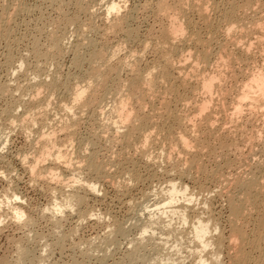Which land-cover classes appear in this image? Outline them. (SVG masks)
<instances>
[{
	"label": "bare ground",
	"instance_id": "6f19581e",
	"mask_svg": "<svg viewBox=\"0 0 264 264\" xmlns=\"http://www.w3.org/2000/svg\"><path fill=\"white\" fill-rule=\"evenodd\" d=\"M68 2L70 1L0 0V48L4 45L1 53L2 68L9 74L13 73L10 74L11 77L17 74L18 78L23 80H16L15 85L0 82V98H8L9 104L11 102L7 110L2 112L4 115L1 114L10 119V129L18 123L28 129L34 128V125L40 122L45 125L44 118L36 116L37 108L42 104H49V98L55 94L61 93V97L72 92L68 97L72 104L65 103L63 106V110L68 112L67 116L70 114L69 117H73L62 126L66 132V140L59 146L56 139L43 137L40 156L32 157L31 160L27 157L19 159L34 181L41 179L52 186L48 189L51 188L53 202L51 201L45 215L56 232L53 233L54 242L51 240L53 244L49 245L52 244L51 247L64 252L67 242L69 244V241L74 239L84 221L94 218L96 223L99 222L102 227L106 226L109 231L106 230V235L102 237L104 240L102 239L101 244L98 243L100 245L93 242L94 239L84 245L82 243L83 248L78 251L81 252L82 257H78L81 260H74L72 257L71 264H140L145 262L148 250L152 258H158H151L150 264H160L164 261V251L168 249L178 256V259H167L173 264H185L181 257L185 251L195 254L196 262L193 264H225L222 260V246L225 242L228 243L227 249L231 254L230 259L228 258L229 264H264V216L252 213L256 206L259 208L260 202L256 201L255 196L260 192L255 191V188L264 187V177L259 182L252 178L246 184L248 180L244 181L239 176L232 181L235 187L232 188L239 189V192L235 194L230 191L231 187L225 191L224 187L228 186V183L232 186L231 180L224 179L220 166L209 169L204 161V157L208 156L206 152L217 156L219 151L215 143L210 144V138L204 133L207 129L202 124L213 103L214 95L224 91V73L228 74L229 69L221 67L224 66L223 53H226L229 46L245 51L248 45H251L241 41L250 40L251 34L246 31L252 26H259L256 15L258 10L264 12V0H173L172 3L169 0H161L157 9L160 10L161 17L168 20V24L166 23L163 35L158 39L159 43L157 42L160 47V60L158 63L154 61L155 64H150L148 69H142L138 60L132 62L128 66L131 78L123 86L125 90H121L122 87L119 86L120 72L126 68L125 64L121 62L118 66L111 67L113 69L110 68V72L113 73L103 77L99 68L104 64L108 66L111 52H108V48H101V43L90 36L94 30L88 25H91L96 15L92 5L95 2L105 3L108 19L114 17L113 23H110L113 31L118 30L117 32L120 31L129 40H133L137 38V34L132 28L130 17L121 19L119 15L122 7L119 3L109 0H76L73 5L76 12L69 16L65 12ZM44 6L56 10L58 17L53 20L46 18ZM258 6L260 8L257 10ZM82 17L90 22L87 25L88 30L82 25ZM69 26L77 28L73 32L75 36L68 37L66 29ZM22 27L28 30L24 35L18 34ZM43 39L46 41L43 42ZM263 41L264 36L259 39L260 44L264 46ZM68 42L72 43L66 44ZM67 55L71 56L70 67L75 69L74 74L77 72L79 77L68 75L60 78L51 70L50 66L61 65L60 61ZM226 55L229 57L228 53ZM214 62L218 73L211 76L209 70ZM48 68L53 75L48 76L49 80L43 79L44 73L49 72ZM58 68H55V71ZM74 80H86L87 84L73 88ZM92 80L96 82L91 83ZM243 86L241 95L237 97L239 99H236L233 107L234 117L243 114V108H250L254 112L262 107L264 71H257L252 76L251 84ZM17 92L20 93L18 97ZM26 94L28 100L24 98ZM119 95L120 99L117 97ZM192 104L191 111L189 108ZM16 107L24 108V112L17 114ZM76 110L88 112L85 134L78 130L82 123ZM188 110L191 111L190 114ZM5 131L0 129V138L5 135ZM102 139H105L103 141L106 144L109 142V145L104 147L108 148L110 155L102 154ZM258 139H263L260 134ZM64 143L70 147L62 148L65 147ZM117 146L119 150L116 151ZM71 147H75L73 154L69 152ZM222 147L220 146L221 149ZM181 155H184V158H179ZM175 158H179V161L174 164L172 161ZM48 162L54 168L43 166ZM166 163L175 165L172 167L178 169V179L174 176L175 178L167 182L168 186L161 190L153 188L159 175L166 172ZM257 167L264 171V164L260 163ZM171 173L166 178L173 177ZM186 180L193 183V190L188 186L189 182L186 184ZM223 184L226 185L222 189ZM210 185L215 186L214 190H210ZM250 185L253 187L250 188ZM104 190L114 191L125 201L124 204L129 200L131 213L143 205V211H147L145 219L140 218L143 220L142 224H139V218H136L134 225L130 224L132 228L140 231V238L132 239L129 242L130 248L125 249L122 258L114 259L112 263L109 261L110 247L120 246V240L128 238L131 231L126 226L128 223H124L120 218L96 214L92 205L90 206V198L94 201ZM135 192L139 195L136 200L133 197ZM210 194H215L214 198L222 197L226 200L230 225L232 224L229 237H225L221 220L214 214V199ZM21 200L22 197L16 192L12 193L6 202L7 209L15 223L32 228L30 226L36 224L35 220L27 216L20 207ZM140 210L138 212L142 214ZM73 214L78 216L79 221L75 228L64 232L63 222ZM247 214L251 218L255 216L252 218L255 230L250 235L244 230L249 228L251 222H246V225L249 223L248 226L240 223H245L242 219H245ZM175 219L177 222H174ZM239 223L243 227L246 226L245 229L240 227ZM157 232L162 233V237H157ZM36 235L41 241L46 239L44 235ZM172 237L174 240L171 241ZM30 241L25 242L29 244ZM171 242L173 243L169 247ZM20 244L18 243V246ZM28 244L27 247L22 244L20 247L16 246L19 252L15 261L9 262L0 258V264H48L51 261L49 258L53 256V250L49 249V245H42L43 251L46 252L44 255L41 253L38 259V256L34 255L36 250L33 253ZM74 249L71 248L72 251ZM117 251L120 252L118 249ZM74 252L76 251L72 254ZM157 260L161 262L158 263Z\"/></svg>",
	"mask_w": 264,
	"mask_h": 264
},
{
	"label": "rangeland",
	"instance_id": "374dc122",
	"mask_svg": "<svg viewBox=\"0 0 264 264\" xmlns=\"http://www.w3.org/2000/svg\"><path fill=\"white\" fill-rule=\"evenodd\" d=\"M68 1H70L71 3L68 2V6H66L65 12L70 16V15L75 14L74 12H76L75 6H73L75 3L74 1L76 0H68ZM109 1L120 4V6L122 7L121 13L119 15L121 19L126 16L130 17L132 21L131 23L132 28L136 31V34H137L136 39L129 40L127 37H125L124 33L122 34V32L120 31L117 32L118 30L117 31L115 30L116 32L113 31L111 24L113 23L112 19L114 17H110V19H108L106 7L104 6L105 3L95 2L92 5L93 11H95L96 15L92 19L93 22H91L90 26L88 25L90 22L88 21V19L86 20L85 17H82L81 22H82V25H85V27H87L88 25V27L94 30L90 34V36L91 37L93 36L94 39H96L98 42L101 43L99 44V46L101 48L103 47H105L106 49L108 48L109 50L108 52L109 53L111 52L109 56L108 66L104 64V66L102 65L101 68H99L104 78L113 73V72H110L111 69H113L111 67H114V66L116 67L121 62L125 64L126 68H123L120 72V76H121L120 83L121 84L119 85L120 87H122L120 88L121 90H125L123 86L124 84H127V81L130 80L131 78V72L128 66L131 65L132 62L138 60L140 62L142 69H148L150 64L151 66L155 64L153 63L154 61L156 63L159 62L160 58L158 57L160 56L159 55L160 53L158 51L160 47L158 46L159 45L158 39L161 38V36L163 35L162 31H164L163 29H165L166 25L168 24L167 22L168 20L162 18L161 17L162 15L159 13L160 10L157 9L158 8L157 4H159L161 0H109ZM172 1L173 0H169L170 3H172ZM181 1L184 2L185 0H181ZM260 6L256 7L257 10L260 8ZM43 11L44 13L46 12L47 15L45 14L46 15L45 17L48 19L51 18L53 20L58 17L56 10L52 9L51 7L44 6ZM256 22H258L259 26H252L250 27L249 30L246 31L247 33L251 34L250 40L245 39L241 41L243 43L248 42L249 44H251V45H248V47L246 46L247 48L245 49V51H242L241 49L236 50L233 46H229L227 51H225L226 53L229 54V57H227L226 53H223L222 57L224 61V66H221V67L224 69H229L228 74L224 73L225 79L223 78L224 80L222 83V87L224 91L221 93H216L214 95L213 103L211 104L210 109L206 113V116H205L206 118L202 121L203 127L207 129L204 131V133L210 138V144L215 143V145L218 148L217 151H219V155L217 153V156L215 154L209 155L207 154L208 152H206L205 154L208 155L209 158L208 156L204 157L205 159L204 161L206 162V165L209 169H216L217 167L219 168L220 166V168L222 169V174L225 177L224 179L226 178L228 180L230 179L231 181L230 180L229 181L232 184V186H229L230 183H228L229 184L228 186L226 184H223L222 189L224 185H226L224 187V190L226 191V188L228 190V188L231 187L230 191L235 192V194L236 192H239L238 191L239 189L238 190L233 189L235 187L233 185L234 182L232 181H234L237 177L240 176L244 181L248 180L246 184H248L252 178H254L255 181L257 180V182H259L261 181V178L264 177V171L259 170L257 167L260 163L264 164V98L261 101L262 107L260 109L255 110L256 112L255 111L253 112L252 110H250V108L246 107V108H243L242 110L243 114H241L239 117L233 116V107L235 106L234 104L236 102V99H239L237 97L241 95L242 87H244L243 85L251 84L252 76L257 71H261V70L264 71V46L260 44L259 42V39L261 40V37L264 36V12L263 11L258 10V14L256 15ZM88 27L85 29L88 30L89 29ZM75 29H77L75 26L74 27L69 26V28L66 29L67 35H69L68 37H71V35L74 34L73 32ZM27 32L28 30L25 27H22L20 28V30H18V34L20 35H24ZM44 41H46V39H43V42ZM70 43L72 42H68L66 44H70ZM67 47L68 45H66V48ZM1 48H0L1 49L0 50V58H1L0 59V64H1L0 65V68H1L0 69V82L2 81L3 83H11L15 85L16 80L17 82L23 81L22 79H20V77L18 78L17 74L16 75L14 74V76L11 77L10 74L13 75V73L9 74L7 71L4 70V68H2L3 58L1 56V53L4 50V45H2ZM22 48L24 49V47ZM70 58L71 56L67 55L66 58L62 59L63 60L62 62L60 61L61 65H58L56 67L50 66L53 73L54 72H55L54 74L57 73V75L60 76V78H64L68 75L77 76L78 75L77 72H75L74 74L75 69L73 70V68L70 67L71 66ZM30 61L31 63H33V59H31ZM215 66H216V62H214V64L210 67L209 73H211V76L216 75L218 73V70H217L218 68ZM54 67L55 68L60 67V68H58L59 70L56 69L55 71ZM48 70L49 72L48 71L47 72L49 74H47V72L44 73L45 76L43 75V79L49 80L50 77L48 76L53 75L52 71L50 73L49 68ZM79 81L80 80H74L72 87L76 88L78 87V85L87 84L86 80H83L84 82L83 81L79 82ZM92 81L93 82L91 83L96 82V80L95 81L92 80ZM117 92L119 93V91ZM18 93L19 92H17V95H16L17 97L20 96V93L19 94ZM69 93H72V92H69ZM69 93L68 95H65L66 93L63 94L62 96L64 97L61 96L62 98L59 96V94L61 93L55 94L54 96H51V98H49V101H48L49 104L46 103L45 105L42 104L41 106H39L36 110V113H37L36 116L44 118L45 125H43V123L40 122L41 124L39 123V124L34 125L35 127L33 126L34 128L32 129L31 128L28 129V127L25 125H24L25 127H22L19 123H18L19 125L16 124L18 126L15 125L12 129H10L9 127L10 119L7 117L6 118L3 117L2 115L4 114H2V112L5 109L7 110L11 102L9 104L8 98L7 99L3 97L0 98V117H2L0 118V129H3L4 131L6 130L5 135L4 136L2 135L3 139L0 138V205H1V210H0V258L1 259H7L9 262L15 261L18 256L17 254L19 252L18 247H20L21 244L27 247L26 244L28 243L25 241H30V240H33V241L35 240L36 243L35 241L34 242L30 241L33 244L29 242L28 248L30 247L29 250H31L33 253L36 250L35 251L36 253L34 255L36 257L38 256L37 258L39 259L40 258L39 256H41L40 254L43 253L44 255L45 254L44 252H46V251H43L44 246H48L49 243H52L51 240L53 242L55 240V237L53 239V236H54L53 233L56 232V229L53 228L54 226L50 223L49 219L46 218V215H45L47 213V208H49L50 204L53 202L52 201L53 199L51 200L52 193H50L51 192L50 189L52 188V186H50L49 183L41 179H39V181H34L29 171L25 170L26 168L23 166V164L20 163V160L26 157L27 159L29 158L28 160H31L32 157L34 158L36 156H40L41 151H42L41 147H43L42 146L43 137L47 139L53 138V140L56 139L57 143H59L58 144L59 146H61L60 143H62L63 140L64 141L66 140V132H64L62 126L64 123H67L71 120L70 117L73 118L72 115L69 117L70 114L67 116L68 112L63 110L64 108L63 106H65L66 104H70V105L72 104L71 99L68 98L71 96ZM117 97L119 98L120 95ZM24 98L28 100L29 97L26 94ZM118 98L117 100L120 99ZM111 106L112 104L110 105V108L108 107L109 110L111 109ZM191 107H193V104L190 106L189 108L190 110H191ZM43 108H46L47 110L44 111ZM23 109L22 107H16L15 111L18 110L17 111L18 113L17 112L16 113L22 114L24 112ZM190 110L187 111L189 114L192 111ZM80 111L79 110L75 111L76 114H78L77 117L80 116L79 117V119L81 118L80 123H82L81 125L78 126L79 127L78 130L80 129V133L85 134V130H87L86 126L88 125L87 123L88 112L87 110L84 111L86 113L80 112ZM193 116H195V114ZM227 129L228 131H226ZM229 132L231 134H229ZM227 134L229 135L227 136ZM258 134H260L261 138L263 139H258ZM6 135H8V137ZM103 140L105 139H102L101 141V144H102L100 145V147L102 148L101 152L102 154L110 155V151L107 150L108 148L104 147L107 144L109 145V142H107L106 144V142H104ZM219 143L222 144L223 147ZM64 145L65 147H62L64 149L70 147V145L67 143L66 144L64 143ZM220 146L222 147V149L223 148L225 149L222 150ZM227 146L228 147L230 146L229 149H227L228 148ZM71 149L69 150L70 153H72V151H75V147L73 148L71 147ZM117 150H119L118 146L116 148V151ZM182 156L184 155L179 156V158H184ZM218 156H220V158ZM213 157L216 159H214ZM179 158H177V160L175 158V160L172 161V163L175 164L176 162H178ZM50 163L52 164L51 161ZM172 163L164 164V167H166L165 168L166 176H165V173H162L161 175H159V178L157 179L158 182L156 180L157 183L156 182L154 183L155 187H153V185L151 187L161 190L162 188H166L168 186L167 182L175 178L174 176H176L175 178L176 180L178 179V175H176L178 174L177 173L178 169L173 168L172 166L174 164ZM48 164L49 162L43 166H46L48 168H54V166H51L50 164L49 165ZM173 170L175 171V174ZM169 173H171L173 177L170 176L169 178H166L169 175ZM185 182L186 184L187 182H189L188 186L190 187V189L192 190L194 189L195 186L190 180L189 181L186 180ZM49 187L51 188L48 189ZM214 187H215L214 185H210V190L211 191L214 190ZM252 187L253 186L250 185V188ZM255 189H256L255 191L260 192V194L255 196L256 201L260 202V204L258 205L259 208L256 206V209L252 213L254 215L259 214L260 216H264V187L260 186ZM215 190L217 191L218 188H215ZM224 190L223 192H225ZM14 192H16L17 195L22 197V200L20 201V207L26 212L27 216H30L35 220L36 224L35 225L33 224L34 226L33 225L30 226L33 229L28 228L27 226H22V225L19 226L20 224L18 225L17 223L13 221L10 211L9 209H7L6 202L8 198ZM135 193L138 195V192H135ZM135 193L133 194L134 195L133 197H135V200H136V197H139V195L137 196ZM214 195L215 194L213 195L210 194V197L214 199V203H213L214 214L215 216L217 215L219 216L217 217L218 219L220 218L219 221L221 220L220 223L224 231L223 233H225L224 234L225 237L227 236L229 237V234L231 233L230 229H232V226H231L232 224L230 225V221H229L230 215H229V212L227 211L228 209L226 207L227 206L226 200L225 198H222V197H220L221 199L219 197L214 198ZM117 196L118 195L115 194L114 191L104 190L100 194L99 196L100 198L99 197L94 198V201L92 197L90 198V206L92 205V208L94 209L96 214L97 213L102 214V215L106 214V215H112L117 218H120L124 223H128L126 224V226H128L131 231V233H129L128 238L124 240L123 239L120 240V243H121L120 246L115 247L113 245V247H110V252H109L111 255V256L109 255L110 256L109 261H111L110 263H112L114 259L119 260L120 258H122V256L125 254L124 251L126 252L125 249L128 250V248H130L129 242H131L132 239L140 238V235H139L140 231L135 230L136 228H132L131 225L135 224V221H137L136 218L145 219L146 217L145 215L147 214L146 213L147 211L146 212L143 211L144 205L143 207L140 208L141 210L138 209L142 212V214L138 212V210H136L134 213L133 212L131 213V209L129 210V205H130L129 200L126 201L129 204L128 203L124 204L125 201L122 200L118 196L120 198L119 200ZM150 201H152V199L149 200V202ZM152 203L153 202H151L150 204L152 205ZM136 213L140 214L141 217H139V215ZM134 214H136L138 217ZM248 214L245 215V219L244 218L242 219L244 220L245 223H243V221H240V223L244 226L246 225V222H249V221L251 222L250 225L249 223H247L246 225V226L249 225V228L247 227L246 228L247 230H244L246 233L248 232L247 235H250L252 234V231L254 232L255 230V227L252 226V222H253L252 218L254 219L255 216L251 218V216H249L250 214L249 215ZM109 217L111 218V216ZM142 219H140L139 224H142V221L144 220ZM24 220H26V218ZM77 221H79V218L76 214H73L72 216L67 217L65 219V222H63V225H62L63 231L68 232L69 230L75 228L76 227L75 224L78 223ZM96 221L94 218L90 219V221H87V222L84 221L83 225L80 227L79 232L77 235H75L74 239L70 240L69 244L67 242L64 248V252H62V250L59 251V249L56 250L57 249L56 247H51L53 243L50 244L49 249L52 248L51 250H53L52 251L53 256H51L52 254L50 253L51 257L49 258V260H51L50 261L51 264L52 263L53 264H57V263L58 264H71V260L73 259L72 257H74V260L75 259L81 260V258L80 259L78 258V257H82L80 255L81 252L79 253L78 251L82 250L83 248L81 244L83 243L84 245L85 243H87V241L94 239L93 242H96L97 245H100L102 243L101 241L104 240L103 239L104 234L107 231H109L108 230L109 228L107 229L105 225H103L105 227H102V224L100 225L99 222L96 223ZM174 222H177V220L175 219ZM240 223H239V226L245 229L246 226L243 227L242 225H240ZM252 228L254 229L252 230ZM249 229L251 230V232ZM32 231H33L34 237L37 236L36 233L38 235H44L43 237L46 238L44 239L45 241L39 240L38 236L35 237L36 239L32 237L33 236V235L31 236ZM29 234L30 236H28ZM156 234H157L156 235L157 237H162V233L157 232ZM26 237H29V238H26ZM30 237L33 239H31ZM173 238L174 237L170 238V240L171 241L174 240ZM18 243L19 244L21 243L20 246H18ZM172 243L173 242L169 244V247L172 245ZM71 248L73 249L77 248L76 250L75 249L73 250L76 252L72 254L73 251L71 250ZM116 248L120 250V252L117 251ZM222 248L224 251L223 258H222L223 263L229 264L230 262L229 259H230L231 254L227 249L228 243L225 242ZM45 249H48V248H45ZM72 255H76V256H72ZM147 255L148 256L146 257L145 262L143 261L140 264H150L151 263L150 260L152 261V259L154 258L158 259L157 257H154V256H153L154 258H152V255L149 254V250L147 251ZM75 257H77L78 259ZM162 257L164 260L163 262L157 260L159 261L158 263L161 262L160 264H173L172 261H167V259H178V256H176L174 252L170 251L169 249L164 251ZM181 257L185 261L184 262L185 264H193L194 262H196L195 254H193L192 252L185 251L184 254L181 255ZM50 262H48V264Z\"/></svg>",
	"mask_w": 264,
	"mask_h": 264
}]
</instances>
